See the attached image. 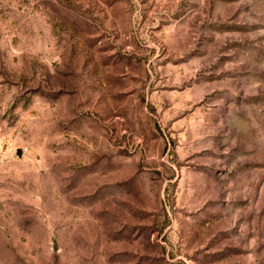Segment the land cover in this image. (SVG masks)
<instances>
[{"label": "rangeland", "instance_id": "rangeland-1", "mask_svg": "<svg viewBox=\"0 0 264 264\" xmlns=\"http://www.w3.org/2000/svg\"><path fill=\"white\" fill-rule=\"evenodd\" d=\"M0 264H264V0H0Z\"/></svg>", "mask_w": 264, "mask_h": 264}]
</instances>
